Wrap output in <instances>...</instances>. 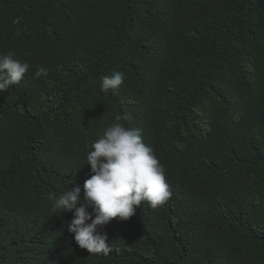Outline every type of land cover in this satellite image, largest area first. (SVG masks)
Listing matches in <instances>:
<instances>
[{
    "label": "trees",
    "instance_id": "obj_1",
    "mask_svg": "<svg viewBox=\"0 0 264 264\" xmlns=\"http://www.w3.org/2000/svg\"><path fill=\"white\" fill-rule=\"evenodd\" d=\"M9 51L30 68L0 91V264H264V0H0ZM116 116L172 195L91 256L48 197L82 188Z\"/></svg>",
    "mask_w": 264,
    "mask_h": 264
},
{
    "label": "clouds",
    "instance_id": "obj_2",
    "mask_svg": "<svg viewBox=\"0 0 264 264\" xmlns=\"http://www.w3.org/2000/svg\"><path fill=\"white\" fill-rule=\"evenodd\" d=\"M14 57L12 51L0 54V91L18 85L29 71L27 62ZM42 76L47 77L48 70L38 66L35 78ZM124 80L123 72H113L102 78L100 89L108 94L119 89ZM121 120L116 116L89 145L86 165H90L91 174L82 188L70 187L58 197H48L54 215L73 213L68 231L74 233L76 244L91 256L106 257L112 252L107 234L98 229L115 218L130 219L136 207L145 202L153 209L161 207L172 195L165 168L144 142L142 130L128 128Z\"/></svg>",
    "mask_w": 264,
    "mask_h": 264
}]
</instances>
